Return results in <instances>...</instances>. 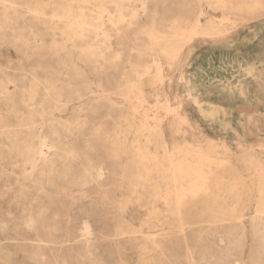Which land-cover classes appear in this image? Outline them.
Masks as SVG:
<instances>
[{
	"label": "rangeland",
	"instance_id": "374dc122",
	"mask_svg": "<svg viewBox=\"0 0 264 264\" xmlns=\"http://www.w3.org/2000/svg\"><path fill=\"white\" fill-rule=\"evenodd\" d=\"M4 263L264 264V0H0Z\"/></svg>",
	"mask_w": 264,
	"mask_h": 264
},
{
	"label": "bare ground",
	"instance_id": "6f19581e",
	"mask_svg": "<svg viewBox=\"0 0 264 264\" xmlns=\"http://www.w3.org/2000/svg\"><path fill=\"white\" fill-rule=\"evenodd\" d=\"M136 1V0H135ZM228 1V0H227ZM230 1V0H229ZM217 3V2H216ZM211 4V3H210ZM128 5H129V3H128ZM235 5V4H234ZM143 6V5H142ZM216 6H218V5H216ZM106 7V6H105ZM219 7H220V5H219ZM9 8V7H8ZM107 8V7H106ZM133 8V7H132ZM217 8V7H216ZM145 9V8H144ZM13 11V10H12ZM118 11V10H117ZM136 11V10H135ZM7 12V11H6ZM126 12V11H125ZM249 13H250V11H249ZM120 14V13H119ZM131 14V13H130ZM133 14V13H132ZM137 14V13H136ZM37 15V14H36ZM121 15V14H120ZM136 16V15H135ZM202 16V12L198 15V17L195 19V22H194V24H193V27H192V29L191 30H189L188 32H187V30H186V28L184 29V26L182 27L183 28V32L184 33H188V34H197V30L201 27V22H200V17ZM44 17V16H43ZM113 17V16H112ZM122 17V16H121ZM25 18V17H24ZM97 18H99V17H97ZM120 19V18H119ZM123 19V18H122ZM67 20V19H66ZM113 20V19H112ZM116 20V19H115ZM126 20V19H125ZM102 21V20H101ZM122 21V20H121ZM215 21V20H214ZM212 22L211 24L209 23L208 25H210L209 27H208V29H206V31H204V33H206V32H211V33H217L218 31H219V28H220V25H217L215 22ZM69 22V21H68ZM97 22V21H96ZM95 22V23H96ZM223 22H225V21H223ZM230 22V21H229ZM234 22V21H233ZM71 23V22H70ZM123 23V22H122ZM74 24V23H73ZM77 24H78V22H77ZM79 25V24H78ZM82 25H84V24H82ZM99 25V24H98ZM118 25V24H117ZM116 25V26H117ZM176 25V28L179 30V24L177 23V24H175ZM152 26V25H151ZM222 26V25H221ZM82 27V26H81ZM86 26H84V28H85ZM102 27V26H101ZM153 28V27H152ZM172 28V27H171ZM92 29V28H91ZM103 29V28H102ZM171 30V29H170ZM176 30V29H175ZM96 31V30H95ZM153 31V30H152ZM97 33H99V32H97ZM153 33V32H152ZM157 33V32H156ZM174 33V32H173ZM176 33V32H175ZM167 34V33H166ZM182 34V33H181ZM109 35V34H108ZM176 35V34H175ZM103 36V35H102ZM106 36V35H105ZM105 36H103V37H105ZM162 36V35H161ZM189 36H191V35H189ZM166 37V36H165ZM161 38V37H160ZM171 38V37H170ZM102 39V38H101ZM108 39V38H107ZM153 39V38H152ZM158 39V38H157ZM164 39V38H163ZM171 39H173V38H171ZM180 39V38H179ZM155 40V39H154ZM153 40V41H154ZM109 42V41H108ZM156 42V41H155ZM166 42H171V41H166ZM35 43V42H34ZM172 43V42H171ZM110 44V43H109ZM108 44V45H109ZM168 44V43H167ZM179 44V43H178ZM190 44V43H189ZM59 45V44H58ZM169 45V44H168ZM152 46V45H151ZM171 46H173V45H171ZM53 47V46H52ZM60 47V46H59ZM154 49H155V51L157 50V49H159V50H161V53L162 54H164V48H162V47H160L158 44H156L155 43V45H154V47H153ZM179 48V47H178ZM111 49H113L110 45H109V47L108 48H106V50L107 51H110ZM171 49H173V48H171ZM171 49H170V51H171ZM152 50V49H151ZM152 51H154V50H152ZM167 51H169L168 49H167ZM176 49L175 50H173V51H171V52H166L165 53V55L166 56H168V55H170V56H173L174 54L176 55ZM103 52H99L98 53V55H97V57L98 58H101L102 56H103ZM158 54H160L159 52H158ZM153 60L151 61V63H150V65L151 66H149V67H147L146 66V68H145V73L146 74H150V72H151V69H152V67H155V68H157V70H159L161 67H160V61H159V59H158V57H157V55H152V57H151ZM168 60H169V58H168ZM142 70V69H141ZM156 70V69H155ZM156 70V71H157ZM144 71V70H143ZM155 71V72H156ZM159 71H161V69L159 70ZM162 73V72H161ZM160 76V75H159ZM158 76V77H159ZM161 76H162V74H161ZM158 79V78H157ZM141 81V79L139 78L138 80H132V81H130V82H132V83H135L132 87L134 88V89H138L139 88V86H138V84H139V82ZM2 90V89H1ZM5 93V92H4ZM170 94V93H169ZM28 101H30V100H28ZM148 102V101H147ZM34 105V104H33ZM148 106V105H147ZM48 109V108H47ZM149 109V108H148ZM146 110V109H145ZM146 112V111H145ZM186 116V115H185ZM184 119V118H183ZM187 119V118H186ZM143 122H145V121H143ZM9 130V129H8ZM12 130V129H11ZM193 132V131H192ZM9 136V135H8ZM38 137H40V136H37V138ZM190 137V136H189ZM11 138V137H10ZM14 139V138H13ZM47 139H48V137H47ZM43 140V139H42ZM44 142H46V141H44ZM214 142V141H213ZM9 143V142H8ZM40 143V142H39ZM215 143V142H214ZM212 144V143H211ZM3 145V144H2ZM41 145H43V144H41ZM203 145V144H202ZM46 146H47V144H46ZM32 147V146H31ZM36 147V146H35ZM39 147V146H38ZM43 147V146H42ZM41 146H40V148H42ZM39 148V149H40ZM32 149V148H31ZM38 149V148H37ZM44 149V148H43ZM32 152V151H31ZM35 152V151H34ZM38 152H39V150H38ZM36 153V152H35ZM40 153V152H39ZM41 153H42V151H41ZM40 153V154H41ZM43 153H45V150H44V152ZM38 154V153H37ZM197 154V153H196ZM30 155V154H29ZM35 155V154H34ZM39 155V154H38ZM235 156V155H234ZM32 157H34L33 155H32ZM205 157V156H204ZM30 158V157H29ZM48 158V157H47ZM38 159V158H37ZM40 159V158H39ZM206 159V158H205ZM42 160H44V159H42ZM220 160V159H219ZM10 161V160H9ZM45 161V160H44ZM223 161V160H222ZM14 162V161H13ZM26 162V161H25ZM194 162V161H193ZM41 163V162H40ZM43 163V162H42ZM208 163V162H207ZM13 164V163H12ZM192 164V163H191ZM27 165V164H26ZM29 165V164H28ZM38 165V164H37ZM187 165V164H186ZM6 167V166H5ZM27 167V166H26ZM185 167V166H184ZM194 167H195V165H194ZM193 167V168H194ZM201 167V166H200ZM9 168V167H8ZM13 168V167H12ZM36 168V167H35ZM179 168V167H178ZM192 168V169H193ZM196 168V167H195ZM24 169V168H23ZM34 169V168H33ZM16 170V169H15ZM181 171H183V170H181ZM186 171V170H185ZM188 171V170H187ZM198 171V170H197ZM10 172H12V171H10ZM103 169L102 168H100L99 170H98V175L97 176H99V177H102L103 176ZM23 173H24V171H23ZM173 173V172H172ZM181 173V172H180ZM13 174V173H12ZM25 174V173H24ZM182 174V173H181ZM7 175V174H6ZM9 175V174H8ZM199 175V174H198ZM10 176V175H9ZM12 176V175H11ZM181 176H183V175H181ZM185 176V175H184ZM98 177V178H99ZM198 177V176H197ZM186 178V177H185ZM9 179V178H8ZM102 179V178H101ZM199 179V178H198ZM197 179V180H198ZM178 180V179H177ZM13 182V181H12ZM194 182V181H193ZM7 183V182H6ZM48 183V182H47ZM200 183V182H199ZM192 184H195V183H192ZM191 184V185H192ZM200 185V184H199ZM5 186V185H4ZM7 186V185H6ZM176 186H177V183H176ZM179 186V185H178ZM193 186V185H192ZM175 188V187H174ZM12 189V188H11ZM252 198V197H251ZM247 199L249 200V198H247L246 197V201H247ZM245 200V199H244ZM254 200V199H253ZM250 201L251 200H249V205H248V203L246 204V206L248 205V206H250ZM27 205V204H26ZM32 205V204H31ZM247 208V207H246ZM25 209V208H24ZM178 209V208H177ZM248 209V208H247ZM28 210V209H27ZM244 214V213H243ZM180 219V218H179ZM40 220V219H39ZM235 223H236V221H235ZM86 225V231L89 233V230H90V228L91 227H89L88 226V224H85ZM2 226V225H1ZM41 226V225H40ZM42 227V226H41ZM7 228V227H6ZM26 228V227H25ZM45 228V227H44ZM27 229H28V227H27ZM40 229V228H39ZM3 230V229H2ZM16 230V229H15ZM17 230H18V228H17ZM20 230V229H19ZM22 230V229H21ZM24 230V229H23ZM6 231V230H5ZM17 232V231H16ZM19 232V231H18ZM3 233V232H2ZM7 233V232H6ZM24 233V232H23ZM31 233V232H30ZM33 233V232H32ZM41 233V232H40ZM15 234V233H14ZM18 234V233H17ZM22 234V233H21ZM35 234V233H34ZM49 234V233H48ZM53 234V233H52ZM16 235V234H15ZM44 235V234H43ZM55 235V234H54ZM24 236V235H23ZM31 236V235H30ZM34 236V235H33ZM38 236V235H37ZM12 237H14V236H12ZM40 237V236H39ZM44 237V236H43ZM4 238V237H3ZM25 238H27V237H25ZM10 239V238H9ZM15 239V238H14ZM16 239H19V238H16ZM50 239V238H49ZM21 240V239H20ZM5 241V240H4ZM18 241V240H17ZM24 241V240H23ZM38 241V240H37ZM49 242V241H48ZM22 245V244H21ZM30 245V244H29ZM29 245H28V247H29ZM35 246H37L36 244H34ZM41 245V244H40ZM43 245V244H42ZM41 245V246H42ZM23 246V245H22ZM27 246V245H26ZM31 247H32V245H30ZM2 247V246H1ZM17 247V246H16ZM25 247V246H24ZM34 249H35V247H34ZM44 249V248H43ZM42 252V251H41ZM35 253V252H34ZM36 254V253H35ZM39 256V255H38ZM39 258V257H38ZM5 259V258H4ZM36 259V258H35ZM3 261V260H2ZM5 264V263H4Z\"/></svg>",
	"mask_w": 264,
	"mask_h": 264
}]
</instances>
